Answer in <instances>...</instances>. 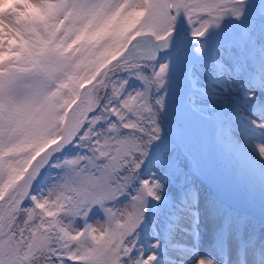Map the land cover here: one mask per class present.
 I'll use <instances>...</instances> for the list:
<instances>
[{"label": "snow or ice", "instance_id": "snow-or-ice-1", "mask_svg": "<svg viewBox=\"0 0 264 264\" xmlns=\"http://www.w3.org/2000/svg\"><path fill=\"white\" fill-rule=\"evenodd\" d=\"M182 110L259 227L181 181ZM0 264H264V0H0Z\"/></svg>", "mask_w": 264, "mask_h": 264}, {"label": "rangeland", "instance_id": "rangeland-1", "mask_svg": "<svg viewBox=\"0 0 264 264\" xmlns=\"http://www.w3.org/2000/svg\"><path fill=\"white\" fill-rule=\"evenodd\" d=\"M173 120L176 122L173 123ZM168 123L172 127L170 136L176 148L173 158L179 165L181 181L186 177L203 194L241 216L250 217L259 227V187L257 185L252 195L249 194L245 182L235 174L233 162L215 141L212 121L200 114L182 110L169 117ZM165 179L170 188H177L174 179H168L167 176ZM94 219L99 220L101 217L96 216Z\"/></svg>", "mask_w": 264, "mask_h": 264}]
</instances>
